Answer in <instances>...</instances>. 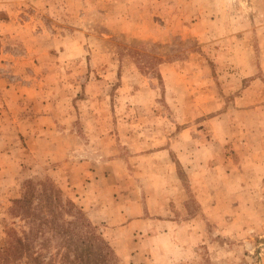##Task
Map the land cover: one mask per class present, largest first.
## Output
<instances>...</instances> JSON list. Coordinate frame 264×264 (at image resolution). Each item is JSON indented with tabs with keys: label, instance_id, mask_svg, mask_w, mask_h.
<instances>
[{
	"label": "rangeland",
	"instance_id": "rangeland-1",
	"mask_svg": "<svg viewBox=\"0 0 264 264\" xmlns=\"http://www.w3.org/2000/svg\"><path fill=\"white\" fill-rule=\"evenodd\" d=\"M44 180L112 264H264V0H0V264Z\"/></svg>",
	"mask_w": 264,
	"mask_h": 264
},
{
	"label": "trees",
	"instance_id": "trees-1",
	"mask_svg": "<svg viewBox=\"0 0 264 264\" xmlns=\"http://www.w3.org/2000/svg\"><path fill=\"white\" fill-rule=\"evenodd\" d=\"M11 216L22 218L26 229L7 232L6 258H25L27 264H112V248L83 212L51 181H27L20 197L13 199ZM70 213L72 219H64ZM55 248L52 255L48 254Z\"/></svg>",
	"mask_w": 264,
	"mask_h": 264
}]
</instances>
